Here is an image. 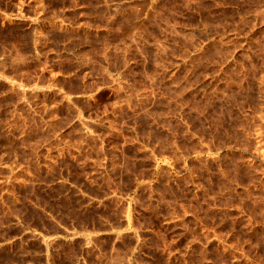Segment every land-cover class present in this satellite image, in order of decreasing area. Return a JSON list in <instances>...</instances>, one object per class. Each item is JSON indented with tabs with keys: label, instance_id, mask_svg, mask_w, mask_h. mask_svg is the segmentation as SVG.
Here are the masks:
<instances>
[{
	"label": "rangeland",
	"instance_id": "374dc122",
	"mask_svg": "<svg viewBox=\"0 0 264 264\" xmlns=\"http://www.w3.org/2000/svg\"><path fill=\"white\" fill-rule=\"evenodd\" d=\"M0 264H264V0H0Z\"/></svg>",
	"mask_w": 264,
	"mask_h": 264
}]
</instances>
